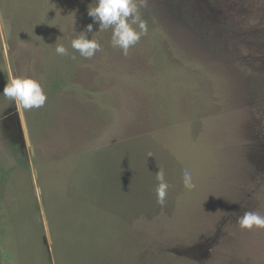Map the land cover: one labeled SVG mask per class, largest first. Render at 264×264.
<instances>
[{"label":"rangeland","instance_id":"obj_1","mask_svg":"<svg viewBox=\"0 0 264 264\" xmlns=\"http://www.w3.org/2000/svg\"><path fill=\"white\" fill-rule=\"evenodd\" d=\"M94 3L0 0V264H264V229L237 224L264 215V0H146L127 56ZM17 77L42 108L3 96Z\"/></svg>","mask_w":264,"mask_h":264},{"label":"clouds","instance_id":"obj_2","mask_svg":"<svg viewBox=\"0 0 264 264\" xmlns=\"http://www.w3.org/2000/svg\"><path fill=\"white\" fill-rule=\"evenodd\" d=\"M146 5V0H95L87 10L89 17L99 24V31L111 29V47L120 49L123 55H128L130 47L136 45L141 36L147 35V22L143 19L140 7ZM135 25L136 27H133ZM138 28V30H137ZM87 32H92L93 24L86 26ZM71 48L84 58H92L101 50V44L96 39H88L86 36L71 38ZM55 52L60 56H68V49L63 44H57ZM75 59V57H72ZM2 94L12 104L23 110L42 108L47 96L41 84L31 78H12L5 84ZM151 154H149L150 156ZM183 184L188 190L196 187L193 183L192 173L183 172ZM158 186L156 187V202L160 206L165 204V198L169 185L165 181L162 170L156 173ZM237 224L244 230L264 229V215L254 211H246L237 217Z\"/></svg>","mask_w":264,"mask_h":264},{"label":"trees","instance_id":"obj_3","mask_svg":"<svg viewBox=\"0 0 264 264\" xmlns=\"http://www.w3.org/2000/svg\"><path fill=\"white\" fill-rule=\"evenodd\" d=\"M88 202H79V206L82 208H84L85 207V205L87 204ZM90 204L93 206V207H95V205L94 204H92V202H90ZM85 209V208H84ZM83 209V210H84ZM86 210V209H85ZM82 211V210H81ZM74 220L76 221V224L78 225H80V226H83L84 225V227H86V225H87V223L89 222V225H91V224H93L96 220L95 219H93V218H88V217H83V218H78V217H74ZM98 224V221H97V223L95 224V225H97ZM64 234H65V236H66V238L68 239L67 240V242L68 243H70V240H73V236L75 235V239L76 238H80L81 239V236L84 234V233H82V232H74V233H65V232H63ZM55 242H56V244H57V240H55ZM66 242V244H68Z\"/></svg>","mask_w":264,"mask_h":264},{"label":"crops","instance_id":"obj_4","mask_svg":"<svg viewBox=\"0 0 264 264\" xmlns=\"http://www.w3.org/2000/svg\"><path fill=\"white\" fill-rule=\"evenodd\" d=\"M17 107V106H16Z\"/></svg>","mask_w":264,"mask_h":264}]
</instances>
